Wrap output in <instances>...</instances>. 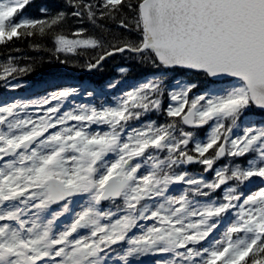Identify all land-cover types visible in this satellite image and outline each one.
<instances>
[{"label": "snow or ice", "instance_id": "6c2138e0", "mask_svg": "<svg viewBox=\"0 0 264 264\" xmlns=\"http://www.w3.org/2000/svg\"><path fill=\"white\" fill-rule=\"evenodd\" d=\"M31 2L0 0V43L37 31L43 35L65 21L63 12L50 21L17 19ZM73 7L80 9L73 16L86 10L93 25L99 7L100 19L139 32L138 42L113 37L117 44L103 35H56L57 52L103 50L89 71L116 53L131 52L163 69L196 70L238 83L221 79L189 100L196 85L177 81L180 91L168 93L175 104L165 110L172 122L140 128H130L129 121L162 109V78L100 109L81 105L61 112L60 103L51 106V100L78 93L76 87L33 101L49 105L37 117L24 112L26 103L0 106V264H109L112 246L122 242L123 264H142L141 257L158 253L167 254L163 264H264V120L251 119L253 108L264 113V0H79ZM125 7L135 13L131 22L122 16ZM73 35L81 37L83 30ZM15 71L4 67L0 79ZM209 122L203 140L183 128ZM92 125L107 130H91ZM246 156L251 158L243 164L214 167L224 157ZM193 163L214 172V179L177 171ZM256 180V190L246 192ZM175 185L188 187L177 195ZM218 189L224 195L213 199ZM74 197L86 201L79 211L71 207ZM54 204L60 207L52 209ZM70 212L71 222L56 228ZM148 220L154 223L145 228L140 222Z\"/></svg>", "mask_w": 264, "mask_h": 264}, {"label": "trees", "instance_id": "16d2710c", "mask_svg": "<svg viewBox=\"0 0 264 264\" xmlns=\"http://www.w3.org/2000/svg\"><path fill=\"white\" fill-rule=\"evenodd\" d=\"M78 2L79 0H36L27 6L20 16L50 21L57 13L63 12L66 14V19L60 25L46 29L43 35L37 31L33 36L21 35L13 37L11 41L0 43V73L4 67H14L16 71L9 78L32 83L44 77L59 78L57 76L63 75L68 77V74L73 76L71 78L88 76L94 79L96 82L94 84L100 88L109 85L118 77L140 80L149 75L162 73L163 68L153 64L152 59L147 55L141 56L131 52L116 53L105 59L98 69L89 71L88 65L95 63L103 53L102 49L80 48L74 53L57 52L54 38L58 34L74 39L103 35L112 44L120 42L113 37H125L138 42L139 32L134 26L130 29H119L114 22L100 19L102 8H97L96 25L89 21L86 10H81L83 14L80 17L73 16V11L80 10L73 7ZM88 2L100 5L103 0H88ZM131 2L135 3L136 0ZM41 9L46 11L42 12ZM134 15L131 9L127 7L122 9V16L130 22ZM80 30H83L81 37L73 35ZM122 68L126 71L120 72ZM167 73L170 81L183 76L200 81L197 90L208 88L210 85L209 79L202 73L183 69H170ZM236 162L243 163V161Z\"/></svg>", "mask_w": 264, "mask_h": 264}, {"label": "rangeland", "instance_id": "374dc122", "mask_svg": "<svg viewBox=\"0 0 264 264\" xmlns=\"http://www.w3.org/2000/svg\"><path fill=\"white\" fill-rule=\"evenodd\" d=\"M176 82L177 81H175L173 83L172 90L174 89L176 91H180V87L177 85ZM180 82H181V84L186 85L185 83H183V81H180ZM233 83H238V82H233ZM142 84H143V82L142 83H139V84L138 83H135L133 85H131V84L130 85H126L124 82L120 83V87H119V85H118V87H116V89L119 88V90L117 91V96L115 97V99H116L117 102L114 103V104H112V105H106L104 107L117 106L120 103V101L122 100V98H124V96L128 92L133 91L134 89L138 88ZM61 86H59V84L55 83L54 81H50V82H46V83H41V84L37 85L34 89L31 90V95H29V97L13 95L15 93L7 94V96H6L4 93H2L1 96H0V102H1V100L3 98H7V99H10L11 102H9L10 101L9 100L6 103H15V102L26 103V104L29 105V107L27 109H25L24 112L26 114H28V115H32L33 117H37L39 115H42L44 109H46L49 105L33 104V101H37L38 102V101H42L44 99L51 100L52 93L57 92L59 90H62L64 88H67V87H63V86H66V84H61ZM11 87H14V86H11ZM84 94H86V91H84V93L82 95H84ZM75 96H76V94L74 96H72V97H69L66 100H63V101L51 100V106H55L57 103H60V105H61V112H63V111H71V110H78L81 105H87V106H89L87 104V102H84V100L75 99L74 98ZM72 102H74V104H76V106L75 105L72 106L71 105ZM6 103H0V106H2L3 104H6ZM170 104H173L174 105L175 102L171 100L170 101ZM89 107H91V106H89ZM167 107H168V105H166L161 110H166ZM158 112L159 111H157V113ZM159 113L158 114L154 113V118L151 119L150 118V114L148 112L147 114L142 115L139 120H131V121H129V127L130 128H140V127H144L147 123L154 122V119L157 118V115H159ZM255 119H256V117H255ZM72 123H76V122H72ZM211 123L212 122H209V124H208L209 131H210V125H211ZM91 130L104 131V130H107V129L106 128H103L100 125L99 127L98 126H96V127L91 126ZM189 145H191V144H189ZM192 147H193V144H192ZM192 147L190 146L191 149H192ZM165 154L166 153H159V155H161V156H163ZM230 158L231 157H225L224 158L225 161L223 162V164L221 166L220 165L217 166V168L218 167H222V166L227 165V164H230ZM183 167L184 166H180L179 169H182ZM179 169H177V171H180ZM144 170L145 169L142 168L141 171H144ZM207 173H210V172L207 171ZM192 175H195V174H192ZM258 184H259V180L255 181V184L249 185L248 188L245 189V191L246 192L249 191V190L255 191L256 190V186ZM175 186L176 187L173 186L175 189L173 188L172 191H173V194H177L178 195V194H180L181 190L183 189L182 187L184 185L183 186L182 185H175ZM222 188H223V186H222ZM222 194L224 195V191L223 190H222ZM73 200L75 201V203L71 207H73L76 211L81 210V208L83 207V205L86 203L85 199L82 198V197H74ZM72 218H73V214L70 212L66 218L56 221L55 227L57 228V226H58V224L60 222H63V223L70 222L72 220ZM153 223H154V221H152V220L142 221L141 222V224L145 228L147 226H151ZM63 227L64 226H60L59 228H63ZM87 231L88 230H81V234H86ZM134 232L136 234H139L140 233V229L134 230ZM222 232H223V228L220 230V232L215 233L216 237L219 238L222 235ZM126 247H127V244L124 243V244H121V245L116 246V247L113 248L116 252H114V254L112 255V256H114L112 258V264H123L122 261H119L118 256L120 254H122L123 250ZM141 258L145 259V263L144 264H156L157 261H160L161 264H163V261L165 259H167V254L160 255L158 253V254H155V255H149V256L141 257Z\"/></svg>", "mask_w": 264, "mask_h": 264}, {"label": "water", "instance_id": "95a60500", "mask_svg": "<svg viewBox=\"0 0 264 264\" xmlns=\"http://www.w3.org/2000/svg\"><path fill=\"white\" fill-rule=\"evenodd\" d=\"M194 71H196V70H194ZM211 78H213V79H215V80H221V79H232L231 77H228V78L211 77ZM234 79H235V78H234Z\"/></svg>", "mask_w": 264, "mask_h": 264}, {"label": "bare ground", "instance_id": "6f19581e", "mask_svg": "<svg viewBox=\"0 0 264 264\" xmlns=\"http://www.w3.org/2000/svg\"><path fill=\"white\" fill-rule=\"evenodd\" d=\"M65 63H67V62H65ZM11 101V100H10Z\"/></svg>", "mask_w": 264, "mask_h": 264}]
</instances>
